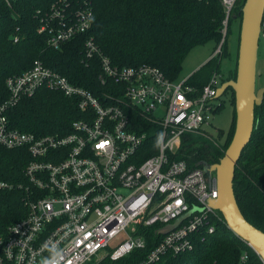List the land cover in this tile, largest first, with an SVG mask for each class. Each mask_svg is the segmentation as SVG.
<instances>
[{
	"label": "built area",
	"instance_id": "1",
	"mask_svg": "<svg viewBox=\"0 0 264 264\" xmlns=\"http://www.w3.org/2000/svg\"><path fill=\"white\" fill-rule=\"evenodd\" d=\"M1 1L8 6L14 0ZM235 1L221 0L226 17L211 58L220 55ZM92 17L91 0H57L41 16L38 32L58 50L88 33ZM84 57L98 58L97 94L38 61L5 82L9 96L0 104V145L25 149L33 160L23 170V182L0 180V193L20 190L27 210L0 231V264H42L53 245L63 250L61 264L112 263L145 249V229L161 239L136 264H156L166 254L192 250L193 233L202 227L213 233L214 221H221L209 205L217 198L215 176L207 180L202 169L176 158L185 137L209 136L206 129L220 107L221 76L213 73L199 88L188 86V78L170 81L157 67L118 68L91 38ZM43 88L74 100L82 113L67 134L37 137L8 124L6 112ZM193 208L201 212L164 232ZM246 258L244 252L239 264Z\"/></svg>",
	"mask_w": 264,
	"mask_h": 264
},
{
	"label": "trees",
	"instance_id": "2",
	"mask_svg": "<svg viewBox=\"0 0 264 264\" xmlns=\"http://www.w3.org/2000/svg\"><path fill=\"white\" fill-rule=\"evenodd\" d=\"M57 0H14L10 5L0 2V104L8 99L5 82L11 76L20 75L33 67L35 62L64 76L72 85L99 93L98 58L87 61L84 57L86 40L92 39L104 57L118 67H157L170 80H178L188 52L209 42L218 46L226 14L221 0H91L93 11L92 27L86 34L53 50L47 42V35L38 32L41 16L49 11ZM245 0H236L227 18V28L220 55L209 59L186 84L202 88L213 75L221 76L220 82L235 80L236 63L223 79L220 70L223 59L231 60L228 33L236 22L239 31L242 8ZM261 32L264 33V14ZM18 42L13 43V36ZM238 49V44H237ZM104 91H109L104 90ZM230 93L233 106V120L228 130L224 148L233 138L235 127L234 93ZM260 106L254 108V126L249 143L242 150L236 164L233 178V193L240 213L257 230L264 232V98ZM222 105L215 111L219 112ZM11 128L37 137L60 136L70 131L73 121L82 113L74 100L60 92L39 89L32 97H27L6 112ZM146 130L144 121H137ZM219 137L220 133H218ZM193 137H185L177 159H184L190 169H203L201 164H217L223 157L209 145L196 143ZM25 149L8 150L0 145V180L17 184L23 182L24 168L32 161ZM24 194L16 189L0 193V231L24 217L27 213L22 199ZM214 221L213 233L206 228L196 230L191 236L192 250L166 254L156 264H239L244 252L247 258L242 264H261L259 256L231 232L223 216ZM146 246L135 250L118 261L105 260L102 264H136L142 261L160 237H155L152 229H145Z\"/></svg>",
	"mask_w": 264,
	"mask_h": 264
},
{
	"label": "water",
	"instance_id": "3",
	"mask_svg": "<svg viewBox=\"0 0 264 264\" xmlns=\"http://www.w3.org/2000/svg\"><path fill=\"white\" fill-rule=\"evenodd\" d=\"M242 8L239 43L237 49L236 78L222 82L217 90L216 99L228 89L234 93L235 127L233 138L224 150L223 157L217 164H201L207 180L215 176L217 198L209 202L210 207L223 216L228 229L241 241L246 242L264 262V232L254 228L240 213L233 193V178L236 164L242 150L249 143L254 126V108L263 103L264 87L256 89V63L258 44L264 14V0H245ZM195 211L176 220L173 225L165 227L164 232L175 229L180 223L190 218Z\"/></svg>",
	"mask_w": 264,
	"mask_h": 264
},
{
	"label": "rangeland",
	"instance_id": "4",
	"mask_svg": "<svg viewBox=\"0 0 264 264\" xmlns=\"http://www.w3.org/2000/svg\"><path fill=\"white\" fill-rule=\"evenodd\" d=\"M238 22L230 26V33H228L229 51L232 54L231 60L223 59L221 62L220 70L222 71V77L225 79L228 76V71L234 67L236 58L237 44H238ZM217 46L215 43L209 42L204 46H198L188 52V56L185 59L182 66V73L179 79L183 80L195 73L200 67H202L213 55ZM258 59L256 63V89L264 87V39L260 37L258 44ZM230 99V93L222 95V97L216 99V103L222 105L219 112L215 113L212 118V127L206 129V133L209 135L206 138L194 137L196 143L209 145L216 151H219L222 156L224 154V140L228 130L230 129L233 120V106ZM218 133L222 135L219 137ZM214 143L219 145V148H214Z\"/></svg>",
	"mask_w": 264,
	"mask_h": 264
},
{
	"label": "clouds",
	"instance_id": "5",
	"mask_svg": "<svg viewBox=\"0 0 264 264\" xmlns=\"http://www.w3.org/2000/svg\"><path fill=\"white\" fill-rule=\"evenodd\" d=\"M48 251L49 256L42 261V264H61L63 260V250L53 245Z\"/></svg>",
	"mask_w": 264,
	"mask_h": 264
}]
</instances>
